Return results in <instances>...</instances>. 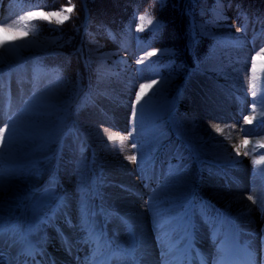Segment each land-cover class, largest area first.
<instances>
[{
  "label": "rangeland",
  "instance_id": "obj_1",
  "mask_svg": "<svg viewBox=\"0 0 264 264\" xmlns=\"http://www.w3.org/2000/svg\"><path fill=\"white\" fill-rule=\"evenodd\" d=\"M125 1L131 5L133 0ZM242 2L250 5L239 9L226 0H146L139 9L128 10L116 0H98L89 22V13L86 17L81 6V15L75 0H0V23L28 33L16 39L0 33V129L7 125L0 172L18 181L20 203L8 214L11 220L17 212V229L28 234L48 227L65 194L54 179L62 175H74L81 185V205L103 200L102 191L110 186L105 177L117 173L120 161L132 166L141 186L146 180L141 173H151L148 182L153 184L130 192L129 200L149 205L151 194H161L156 206L165 213L179 210L178 193H173L180 188H172L179 176L166 178L169 172H162L172 165L188 174L181 195L190 190L186 197L192 205L198 195L204 213L211 201L196 190L206 182L217 188L210 178L213 169L234 170L247 159L245 192L252 191L253 174L264 173V163H257L264 160V0ZM66 6L73 12H64ZM29 11H61L69 19L63 24L55 19L21 22ZM145 84L152 87L137 103ZM120 108L122 124H117L113 114ZM234 109L239 113L234 115ZM109 134L127 139L110 141ZM226 139H235L236 147L230 148ZM133 154L135 161L127 159ZM229 159L238 163H226ZM117 188L129 191L123 184ZM263 201L261 193L252 195L256 222L262 225L249 228L244 222L247 234L264 229ZM103 202L109 210H103L105 216L94 228L107 224L114 246L132 254L136 249L121 223L126 216ZM90 209L93 213L91 204ZM180 211L170 228L177 234L189 211L185 201ZM218 211L229 214L226 208ZM7 242V234L0 237V260Z\"/></svg>",
  "mask_w": 264,
  "mask_h": 264
},
{
  "label": "bare ground",
  "instance_id": "obj_2",
  "mask_svg": "<svg viewBox=\"0 0 264 264\" xmlns=\"http://www.w3.org/2000/svg\"><path fill=\"white\" fill-rule=\"evenodd\" d=\"M108 47L112 48L110 46ZM186 106L187 105H184L183 109H185ZM122 109L120 108L115 111L113 110L115 112L113 116L117 124H122ZM235 112L237 111L234 109V115ZM244 128L247 129V127ZM213 132L214 136L217 135L215 131ZM235 143V139H229L226 141V144L233 149L234 147H236ZM241 160L242 161L236 165V168L234 170L228 169L226 167H224V169L222 170L220 169L219 171L217 169L212 170L210 178L217 181L216 189H211V184L208 182H206L205 184L202 183L201 189L197 188V194L202 192V194L206 196V199H210L211 201L209 202V206L207 209L210 211V213L206 211L207 215H205L204 211H202L204 210V206H202V199L198 195L194 196L195 201L193 205L192 202L189 203L190 196L186 197L187 193L190 190L186 192L185 195H181L183 187L187 185L188 177H186L185 179V176H187L188 174L179 173L182 168H178L179 170H174L173 165L172 168H163L162 172H169L166 178H169L173 175L179 176L172 186V188L174 189L180 188L177 192L173 193H178L179 200L177 203L179 205V210H171L168 213H165V210H161L158 206H156L158 200L162 198L161 194H151L150 198L152 202L149 205L145 204L144 202L135 204L136 201H133L132 203V200H129L130 198L128 194L130 192L139 193V191L142 192L146 189H144L143 185L141 186L140 183L136 181V178L133 177V173H131L132 166H129L126 161H120L116 164L119 165V168H122V170L117 167L118 169L116 168L117 170H114L117 172H115L116 174H107V176L105 177L106 180L104 181V183H108L110 186L105 187L104 193L102 191L103 200L102 198L100 200L99 198L94 199L93 201L87 202L86 205H81V203H78L83 201L84 196L81 194V185H78L74 175H68L65 177H63L62 175L58 177L59 181L54 178L59 185H62L64 187L65 194L62 201L60 200L55 205L52 215L54 217L49 220V226L47 228H43L41 232L38 230L29 229L28 234L23 229L18 228L19 232L26 235V240L21 241L17 237L13 236L12 239L7 243V245L9 246L7 247V250L9 252V254L7 255L8 258H5L2 264H14L16 260H19L20 264H49L50 259L53 260L51 264H98L102 261L103 256H105V260H109L111 262L117 261L118 259H120V256L116 255V251L111 250L105 255L102 253L103 249H110V247L105 246L103 243V241L105 240L103 236L105 234L104 230L106 225L104 226V228L100 226V229L98 230V232L102 233V237L99 242L89 241L87 239V232L84 236H81L86 231L80 226L82 213H90L94 215L96 220L92 222L90 218V223L93 227L95 225H98L101 217L104 218L105 216L103 210H109L103 202L105 201V199L108 200V202L113 203L119 210L122 211V213L126 216L127 221L131 223L136 236L143 242L142 247L134 251V257L136 258L135 264H158V259L173 257L175 254H177L176 249L170 251H165L164 249H167V247L172 244L171 242L173 241L175 236L179 235L177 233H174V231L173 233H171L170 228L177 223L175 219L178 215H180V207L183 205L184 201L185 206L189 211L183 217V222L185 223L186 216L190 217L195 209L196 213L194 214V216L195 222L197 224V242L201 250H204L205 253L210 252V260H214L212 264H218L217 259L219 258V256L228 253L229 249L222 252L221 249L214 246L215 241H212V247L211 249L209 248L207 243L208 232L205 230V226L207 225V221L205 218L209 216V214L210 216L216 214L217 209L219 210L224 208H226V211H228L229 214L225 212L221 213L224 215V217L230 220L229 224L233 223L234 226L237 225L240 230H243V234L241 233L242 239L248 240L246 246L248 262L252 264L254 263L255 258L257 259L258 251H264V229L262 230V232H258V235L247 234L248 229L242 227V224L247 221L249 228L262 225L261 222H256L257 214H255V205L251 203V199L252 195H255V193H258L259 195L261 193L262 196H264V173H261L260 175H258L257 173L253 174L252 178L250 179V181L253 182L252 191H248L250 193L247 194L245 192L246 179L244 178L245 176L247 177L248 174L247 171H244V163H247V159L242 158ZM142 168H140L139 171ZM255 168L258 169L257 166ZM158 169H154V173H158ZM1 170L3 169L0 168V171ZM1 173L2 172H0V189L3 190L4 197L2 199L0 198V221H3L8 226H13L14 224L19 225V223L15 220L18 216V214L16 215L17 212L14 213L13 219L10 220L8 218V214L11 212L10 209L20 203L19 198L16 200L17 195H19V193L17 192L18 181L1 176ZM141 175L143 178L147 179L150 178L149 176L151 175V173L150 171H147L145 174H143L142 172ZM154 180L156 179L154 178ZM205 180H207V178ZM223 180L227 181L228 187H225L223 185ZM115 184L117 187L119 184H123L129 191H122L119 188L115 187ZM149 185L150 183L147 182L146 186L148 187ZM231 186H233V188L238 190L240 193H244H242L241 195L239 193H235L233 190V193L232 191L228 192L230 190L229 187ZM249 197H251V199H249ZM73 204H76L75 207H73ZM82 204H84V202ZM90 204L92 206V210H94V214L91 212ZM263 204L264 201L261 202V205ZM98 206L100 207V210ZM178 211L179 214L177 215ZM168 219L171 220L170 223ZM229 224L226 225V231H229L228 227L229 229L231 228ZM150 228L152 231L150 230ZM76 234L78 235V239L74 240L73 237ZM117 234L120 235L124 233L118 231ZM170 235L173 236V239L167 242L166 240H168ZM208 235L211 236L210 233H208ZM260 235L263 236V242H260L258 240V237ZM218 238L219 236L216 239ZM154 239L158 240L157 242L160 246H165L166 248H160L157 250V248L154 247ZM84 242L86 243V247L83 249L80 246ZM32 247H34L33 250L29 251L28 249ZM40 247H42L43 253H41ZM226 247H230V244L226 245ZM82 249L85 251H82L81 254H79L78 251H81ZM158 254L160 255V258H158ZM242 263L246 264L244 260H242ZM166 264H172V262H166Z\"/></svg>",
  "mask_w": 264,
  "mask_h": 264
},
{
  "label": "snow or ice",
  "instance_id": "obj_3",
  "mask_svg": "<svg viewBox=\"0 0 264 264\" xmlns=\"http://www.w3.org/2000/svg\"><path fill=\"white\" fill-rule=\"evenodd\" d=\"M73 7L71 6H66L64 8V12L66 13H72L73 12ZM55 19V21L58 24H63L65 21H67L69 19L68 15H64L61 11H49V12H45V11H29L27 16L21 17V22L24 21H30V20H44V21H51ZM145 19L144 16L140 17V20L143 21ZM149 23H151V21H149ZM25 27H27V25L25 24ZM0 33H3L5 37L11 36L12 39H16L18 37L21 36H27L28 33L26 31H23L19 28H12L11 26L5 27L3 26L2 23H0ZM154 55V53H152ZM153 83H155V81H153ZM253 87H255V85H252ZM152 87V84H145L141 86V91L140 94L136 96V102L139 103L140 100L143 97V94L145 93V91L149 88ZM253 95H255V92H253ZM248 123H251V120L248 121ZM7 131V125H5L2 129H0V147L4 146V133ZM11 139V134H9V140ZM123 139H127V137H118L115 135H108V140L110 141H115V140H123ZM245 145H247L248 141H244ZM135 146V142H133V147ZM261 147H264V144L260 145ZM264 155V154H262ZM127 159L131 160V161H135L136 160V155H130L127 157ZM226 163H238L237 161H235L234 159H229L225 161ZM257 163H264V160L261 161H257ZM249 199H251V197H249ZM205 215H207V213H205ZM210 223L212 222L211 220L209 221ZM121 223L125 225V227L127 228L131 238H132V248L133 249H139L142 247V240L140 238H138L132 228V225L130 224V222L127 221L126 218H122L121 219ZM81 228L86 230L87 232V239L89 241H95V242H99L101 237H102V233L98 232L90 223V213H82L81 215ZM5 234H9L11 236L17 237L19 240L24 241L26 240V235L24 233L19 232V230L17 229L16 226H8L6 225L3 221H0V237L4 236ZM105 246L111 247L112 246V241L105 239L103 241ZM119 251H124L123 249L119 248V245L115 246ZM117 256H119V252L116 253ZM203 264V262H202Z\"/></svg>",
  "mask_w": 264,
  "mask_h": 264
},
{
  "label": "trees",
  "instance_id": "obj_4",
  "mask_svg": "<svg viewBox=\"0 0 264 264\" xmlns=\"http://www.w3.org/2000/svg\"><path fill=\"white\" fill-rule=\"evenodd\" d=\"M46 1H48V0H46ZM75 1H76V3L79 4V5L78 4L77 5L80 7V11H81V15H82V10H81L82 3L80 2V0H75ZM96 1H98V0H84L85 4L87 6V9H88V13H89V22L92 21V17L95 15L94 13L96 11V6H95ZM116 1L122 3L124 5V7L127 8L128 10H132V9L137 10V9H139V7H141L142 5H144L146 3V0H133L131 5H128L125 0H120V1L116 0ZM123 2H125V4ZM226 2H227V4L237 5L239 7V9L250 5V4H242L244 2V1L242 2V0H226ZM107 5H111V4H109V2H108Z\"/></svg>",
  "mask_w": 264,
  "mask_h": 264
}]
</instances>
